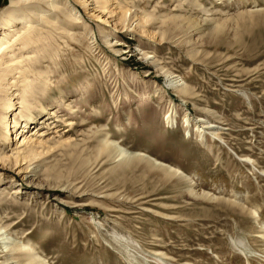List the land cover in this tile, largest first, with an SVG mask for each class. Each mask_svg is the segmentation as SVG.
I'll use <instances>...</instances> for the list:
<instances>
[{"label":"rangeland","instance_id":"rangeland-1","mask_svg":"<svg viewBox=\"0 0 264 264\" xmlns=\"http://www.w3.org/2000/svg\"><path fill=\"white\" fill-rule=\"evenodd\" d=\"M69 1L82 23L66 52L78 49L80 63H64L68 75L51 89L73 93L65 103L72 110L50 107L30 128L48 124L45 139L80 146H54L27 169L26 162H0V190L17 207L3 222L18 223L15 232L0 230V248L19 242L21 231L48 264H264L255 242L264 233V0H122L130 14H185L198 24L163 40L159 22L122 29L121 0L107 5L112 14L92 0ZM7 4L0 0V10ZM166 73L192 94L167 87ZM84 75L89 85L80 97ZM167 116L175 121L167 124ZM201 118L210 127L198 129ZM11 132L0 139L10 157L20 142ZM105 133L149 157L102 158L93 171L80 170Z\"/></svg>","mask_w":264,"mask_h":264},{"label":"bare ground","instance_id":"bare-ground-1","mask_svg":"<svg viewBox=\"0 0 264 264\" xmlns=\"http://www.w3.org/2000/svg\"><path fill=\"white\" fill-rule=\"evenodd\" d=\"M92 1L97 3L99 10H108L107 14L113 13V10L107 6L112 0ZM81 4L84 5L85 3ZM121 4L122 0L118 2L117 8L120 13L117 15L116 20L120 23L122 29L131 27L135 20L138 21L136 26L141 30H144L145 25L148 23L159 22L165 24L162 32L158 33L160 40L164 39L166 33L176 32L175 34H180L198 25L194 21L195 19L189 18L190 16L185 17V14L160 16L154 11L146 12L142 9L130 14V8L121 6ZM177 6H180V4L178 3ZM80 22L82 23V20L78 9L69 0H8V4L0 10V139L8 141V133L12 130L10 135L14 134L13 140H20L14 148V152L11 153V157L5 156L6 152L0 149V162H10L13 166H17L20 162H26V166L21 169H27L34 159L54 146H65L74 150L80 146V143H71L67 139H45V133L51 129L48 124L46 131L36 130L38 124L30 128L36 115H49L50 107L59 110L65 106L70 111L72 110V107L68 104L69 102L66 105L65 103L72 97L73 93L59 90L57 95L51 87H58L59 83L66 79L68 72L63 68L64 63H72L75 66L80 63L81 56L78 54V49H73L68 54L66 52L69 46L68 41L77 42L81 37V35L74 34L71 31L75 29V25L79 26ZM83 29L87 28L83 25ZM133 29L136 31V28ZM87 30L91 33L89 29ZM101 32V36L106 40L109 33L104 29ZM106 43H108V40H106ZM90 47L86 46L89 51ZM152 64L158 68L157 59L153 60ZM159 70H162V68L159 67ZM166 74L169 75L167 87H171L177 94H192L187 86L177 85L170 77L171 73ZM86 77L84 75L77 84L80 97L85 96L87 93L85 91L88 90L89 84ZM52 78H57V82H53ZM147 98L148 94H144V99ZM2 110L5 112H2ZM7 114L9 115L7 116ZM51 114L54 115L55 119L59 118L54 111ZM200 120L198 122L201 126L198 129L210 127L209 122L204 121L205 119L201 118ZM165 121L169 124L175 120L167 116ZM33 131L36 133L34 137L32 136L34 133L31 134ZM18 133H20V136L16 138ZM106 137V133L100 140L95 137L94 142L92 141L91 150L86 154L87 159L80 162V170H84L86 173L93 171L99 163L101 164L102 158H107L119 164H126L133 159L141 160L149 157L143 151L128 150L116 141H109ZM159 166H162L161 162H159ZM165 169L173 173L178 171V169L170 166L165 167ZM4 178L0 175V181ZM0 196L6 199L5 203H2L5 212L3 211L4 215L0 218V230L5 229L9 232H15L18 223L14 221L3 222L17 208L16 206L12 207V203L10 204V200H13L15 196H12L6 188L0 190ZM234 207L238 208L240 212L250 214L249 211L240 206L234 205ZM262 229L264 230V225ZM20 232H16L19 236V242L11 244L7 250L0 248V264H48L38 252L34 243L31 242L30 232L29 234ZM255 242H261L264 250V233L261 237H257ZM236 245L242 248L244 243L237 240ZM155 261L158 264H167L162 259H156Z\"/></svg>","mask_w":264,"mask_h":264}]
</instances>
